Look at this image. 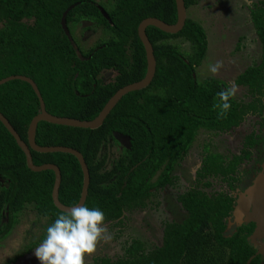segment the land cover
Returning <instances> with one entry per match:
<instances>
[{
    "label": "trees",
    "instance_id": "16d2710c",
    "mask_svg": "<svg viewBox=\"0 0 264 264\" xmlns=\"http://www.w3.org/2000/svg\"><path fill=\"white\" fill-rule=\"evenodd\" d=\"M198 1L185 3L189 8ZM72 4L75 6L66 14L73 35L70 38L61 20ZM251 12L262 43V59L240 73L235 84L247 86L253 95L264 96V2L260 6L255 3ZM150 16L175 23L176 0H0V79L10 75L31 77L50 113L92 120L118 89L145 77L147 57L138 26ZM86 21L101 26L108 35L88 51L74 36L75 29ZM147 34L157 59L156 74L147 87L124 95L97 128L41 120L36 130V141L41 146L65 145L82 152L91 177L84 205L101 209L105 222L117 223L124 211L147 207L154 191L172 184L180 160L200 129L229 130L256 109L257 101L246 104L233 98L226 117L218 118L219 110H214L213 105L219 102L217 93L229 85L220 78L200 81L197 76L196 68L208 52L206 29L199 21L188 16L184 28L177 33L151 25ZM172 38L187 40L190 50L183 51L169 43ZM110 69L117 71L116 76L103 82L100 75ZM0 111L27 141L29 124L41 111L31 83L16 78L1 84ZM115 135L118 140L125 137L124 150L108 169L107 155L100 157V152L109 139L116 140ZM254 142L248 137L247 145ZM32 155L37 165L55 163L60 167L59 198L68 206L76 205L84 183L79 159L61 151L32 150ZM248 156V152L234 156L225 164L222 155L209 153L198 175L213 173L228 178ZM0 176L8 183L0 192V217L5 206L11 219L27 205L53 221L64 212L52 198L54 170H31L24 150L1 120ZM179 200L187 217L180 223L165 224L161 245L146 253L143 242L135 240L127 250L128 257L117 261L103 258L96 264L248 263L256 249L249 244L244 227L232 236L224 235V218L233 204L230 196L220 192L210 197L191 189ZM3 232L0 227V237ZM249 264H261V257L255 256Z\"/></svg>",
    "mask_w": 264,
    "mask_h": 264
},
{
    "label": "rangeland",
    "instance_id": "374dc122",
    "mask_svg": "<svg viewBox=\"0 0 264 264\" xmlns=\"http://www.w3.org/2000/svg\"><path fill=\"white\" fill-rule=\"evenodd\" d=\"M98 1L107 3V0ZM252 2H257V0H252ZM247 4L246 0H199L198 3L188 8V16L199 21L205 27L208 36L207 55L203 63L196 68L200 81L216 77L226 81L229 85V81L235 82L237 76L244 69L260 63L262 43L259 41L250 19ZM74 36L85 51L96 46L102 39L108 38L102 27H97L92 22H84L83 26H78L74 31ZM168 41L180 46L183 51L190 50L189 42L183 38H172ZM218 60L223 61L224 67L214 75L209 71V65ZM116 74L117 72H112L105 82L113 80ZM234 98L241 103H249L253 100L254 95L248 87L238 86ZM262 100L264 102V96ZM244 119L239 126L225 131L200 129L188 153L180 160L175 172L176 178L172 184L154 191L156 193L148 200L147 207L130 210L126 215L128 220L124 226L112 227L109 221L105 222L111 240L100 242L97 247L98 253L104 251L116 258L119 255L125 258L129 256L126 248L137 239L144 242L145 252H150L162 243L163 231L167 222L180 223L187 217L188 213L182 210L178 198L191 189L203 191L210 197H214L220 192L233 196L238 205L233 211V218L230 222L231 229L232 226L235 227L242 222L255 220L257 229L250 242L256 247L264 246V201L260 199L261 203H259L257 195L260 191L258 192L255 188L259 186L261 190L259 184L264 179V172L257 170V168L264 169V143L261 147L252 148L253 158L251 161L239 164L236 169L237 173L233 174L234 179L236 180L237 177L238 181L232 187L222 175H198L205 157L209 153L222 155L223 162L227 164L235 155L242 153L245 136L250 134L257 138L261 137V140L264 139V112L259 116L251 115ZM115 136L114 138L118 140L117 135ZM116 140L109 139L100 152V157L107 155L108 169L112 168L124 150V140H118L119 142ZM259 207H261L260 210H258ZM34 209L33 205H27L21 212L19 239L15 237V234L8 233L3 238L4 240L0 241V264L17 261L18 255L25 254L26 243L39 237L42 231L41 227L36 229V233L33 229L34 235L29 237L31 239H27L29 230H32L31 223L37 220ZM226 221L230 227V220ZM43 223L48 224V221H42ZM26 258H28L26 260L31 261V258L34 260V253ZM26 260L20 261L19 264H28ZM89 262H93L92 256L86 257V263Z\"/></svg>",
    "mask_w": 264,
    "mask_h": 264
},
{
    "label": "water",
    "instance_id": "95a60500",
    "mask_svg": "<svg viewBox=\"0 0 264 264\" xmlns=\"http://www.w3.org/2000/svg\"><path fill=\"white\" fill-rule=\"evenodd\" d=\"M176 5H177V11H178V19L175 23H168L165 20L160 19L155 16L146 17L140 22L138 26V34L146 50V57H147L146 75L141 80L133 82V83H129L121 87L120 89H118L117 92L106 103V105L104 106L102 111L99 113V115L92 120H82V119L66 117V116H58V115L50 113L46 108L45 100L42 96V93L37 83L31 77H28L25 75H10L8 77H4L0 79V85L9 80L16 79V78L26 80L31 83V85L33 86L34 90L36 91L39 97L41 111L36 116L33 117V119L31 120L29 124L28 132H27V135H28L27 141H25L21 137V135L16 130V128L13 126V124L10 122V120L1 111H0V120L4 123L7 129L15 137L20 147L24 150L26 154V158H27L28 167L31 170L37 171V172L48 170V169L54 170L55 182L53 186L52 197H53L54 204L60 210L65 212L69 208L72 207V206H68L62 203L59 198V191H60V186L62 182L61 169L55 163H45L41 165L35 164L33 160L32 150H36L40 152H56V151L69 152V153L74 154L79 159V162L83 169L84 183H83L81 198L76 205H84L86 202L88 192H89L90 180H91L89 166L82 152L76 148L65 146V145H47V146L39 145L36 141V130H37L38 123L41 120H47V121H50L56 124L71 125V126L83 127V128H97L103 124L107 116L110 114V112L113 110V108L117 105V103L122 99L124 95H126L127 93L131 91H135V90H139V89H143L147 87L152 82L156 74V69H157V59L154 53V46L147 34V27L153 25L168 33H177L181 31L184 28L186 24V20L188 18V12H187L188 8L186 6L185 0H176ZM74 6L75 4H72L71 6L67 8L61 20L62 26L65 32L70 36V38H72V36L70 34L69 28L66 23V14ZM100 8L102 12L105 14V16H108L107 11L103 7H100ZM254 257L255 256H252V258L248 261L247 264H249Z\"/></svg>",
    "mask_w": 264,
    "mask_h": 264
},
{
    "label": "clouds",
    "instance_id": "9594fccd",
    "mask_svg": "<svg viewBox=\"0 0 264 264\" xmlns=\"http://www.w3.org/2000/svg\"><path fill=\"white\" fill-rule=\"evenodd\" d=\"M251 5L252 0H246ZM224 67L223 61L209 65L212 74H218ZM238 85L229 81V86L217 93L219 102L213 105L218 109V118H225L231 109V100L236 96ZM105 213L99 208L75 205L58 215L47 227L46 236L34 255L39 264H86V257L97 251L101 241L111 240L105 224Z\"/></svg>",
    "mask_w": 264,
    "mask_h": 264
},
{
    "label": "flooded vegetation",
    "instance_id": "af4514ba",
    "mask_svg": "<svg viewBox=\"0 0 264 264\" xmlns=\"http://www.w3.org/2000/svg\"><path fill=\"white\" fill-rule=\"evenodd\" d=\"M261 2L263 3L264 2V0H257V2H251V5H249V3L247 4V7L249 8V15H250V19L252 20V24H253V26H254V22H253V19H252V12H251V9L253 8V5L255 4V3H258L259 4V6L261 5ZM87 22V21H86ZM89 23H91V22H89ZM254 28H255V26H254ZM255 31H256V28H255ZM256 34H257V37H258V39H259V41L261 42V40H260V38H259V35H258V33H257V31H256ZM262 54H263V51H262ZM262 59V58H261ZM260 63H261V61H260ZM259 63V64H260ZM254 65H258V64H254ZM250 67V66H249ZM248 68V67H247ZM246 68V69H247ZM246 69H244V71L246 70ZM243 71V72H244ZM112 72H117L116 70H114V69H110V70H105V71H103L102 72V74L100 75V79L103 81V82H105V80H106V78L108 77V75H110V74H112ZM107 82H109V81H107ZM238 86H243V85H238ZM247 87V86H246ZM255 97H256V99H255ZM262 97L263 96H259V95H254V98H253V100H251L250 102H249V104H251V103H253V102H256L255 103V105H254V108H256V109H251L250 111H249V113L246 115V117H249V116H251V115H254V116H259V115H261L262 114V112H264V102H263V100H262ZM246 104H248V103H246ZM259 114V115H258ZM245 120V119H244ZM243 120V121H244ZM240 125V124H239ZM238 125V126H239ZM234 127H236V126H234ZM233 128V127H232ZM231 128V129H232ZM202 129H205V128H202ZM248 137H252L253 138V140H255V142L252 144V145H250V144H248L247 145V140H248ZM124 139H125V137H123ZM123 138H121L120 140H124ZM244 149H243V151H242V153H239L238 154V156H244L245 155V153L246 152H248L249 153V156L248 157H244L243 158V160L239 163V164H242V163H244V162H248V161H251L252 160V158H253V151H252V148H254L255 146L256 147H261L262 146V144L264 143V139L263 140H261V137H258L257 138V136H255V135H248V136H245V138H244ZM71 147V146H70ZM235 156H237V155H235ZM239 166V165H238ZM238 166H237V168H238ZM236 168V169H237ZM257 170L258 171H262V172H264V169H261V168H257ZM236 172V170L233 172V173H231L230 174V178L228 177V178H225V176H223V178L225 179V181L232 187L233 185H234V183L236 182V181H238V178L236 177V180L234 179L235 178V176H233V174ZM237 173V172H236ZM208 174H213V173H208ZM208 174H206V175H208ZM213 175H215V174H213ZM219 175V174H218ZM232 175V176H231ZM263 181L262 182H260V187H261V190H260V188H259V186H257V187H255V188H257V190H258V195H257V197H259V203H261V201H264V188H263V186H264V179H262ZM8 186V183H7V181L2 177V176H0V192L2 191V189L4 188V187H7ZM167 186H169V185H167ZM166 187V186H165ZM164 187V188H165ZM200 191V190H199ZM263 191V192H262ZM188 192V191H187ZM203 192V191H202ZM205 193V192H204ZM207 194V193H206ZM227 194V193H226ZM260 194H262L261 195V197H260ZM228 196H230L231 197V199H232V202H233V204H232V208H231V210H230V212H229V214L224 218V223H225V230H224V235H226V236H232V235H234V233H236L237 231H239V230H241V228H243L244 229V231L243 232H245V233H247V240H248V242H249V244L253 247V248H255L256 249V252H255V254L253 255V256H257V255H259L260 257H261V264H263L264 263V255H263V252H264V246L262 245V246H260V247H256L252 242H250V239H251V237H252V235L255 233V231H256V229H257V224H256V221L255 220H251V221H246V222H242V223H240L239 225H235V227L234 226H232V229H231V225H230V222H231V219L233 218V211L236 209V206L238 205V202H235V200H234V198H233V196H231L230 194H227ZM209 196V195H208ZM180 197V196H179ZM53 198V197H52ZM260 199H261V201H260ZM178 202L180 203V205H181V207H182V210L184 211V212H186L187 213V210L186 209H184V207H183V205H182V203H181V201L179 200V198H178ZM66 205V204H65ZM57 207V206H56ZM35 208V207H34ZM58 208V207H57ZM59 209V208H58ZM261 209V207H259L258 208V210H260ZM24 210V209H23ZM23 210L21 211V212H23ZM35 211H36V214H37V220H35V221H33L32 223H31V226H32V230L30 231L29 230V235H28V238L27 239H31V238H29L30 236H32V235H34V232H33V229H34V231H35V233H36V229L38 230V229H40V227L42 228V231L40 232V234H39V239L37 238L36 240L35 239H31V241L30 242H28V243H26V247H25V249H26V251H25V254L24 255H18V259H17V261H11V262H8L7 264H19V262L20 261H25L26 259H28V258H26L28 255H31V254H33L34 253V249L36 248V247H38L39 245H40V243L42 242H39V243H37L40 239H41V237H43L45 234H46V230H47V227L50 225V224H52L54 221L52 220V219H50L51 217L49 216V217H46V216H44L43 214H41L38 210H36V209H34ZM62 211V210H61ZM21 212H19L18 214H17V216L15 217V219L13 218V219H11V217H10V215H9V211H8V207L7 206H5V208H3L2 209V216L0 217V227L3 229V235L0 237V241L1 240H4L3 238L8 234V233H10V234H15V237L17 238L18 236H19V229H20V224H21V222H22V218H20V216H21ZM129 212V210H127V211H124V213H123V215L121 216V218L119 219V221L117 222V223H113V222H110L111 224H110V226H112V227H116V226H124L125 224H126V221L128 220V217L126 216L127 215V213ZM31 214H32V212H31ZM39 219H40V221H39ZM230 220L229 221V225H230V227L228 226V223H227V221L226 220ZM45 220H47L48 221V224H46V223H43L42 224V221H45ZM52 220V221H51ZM252 225H255L253 228H252ZM242 229V230H243ZM249 230H251V232L250 233H248L249 232ZM227 232H228V234H227ZM22 233H23V231H22ZM17 239H19V237L17 238ZM138 241H140V242H142V240H139V239H137ZM135 241V240H134ZM134 241H132L131 242V244L134 242ZM162 241H163V238H162ZM102 242V241H101ZM130 244V245H131ZM162 244V243H161ZM160 244V245H161ZM29 245V246H28ZM143 245H144V242H143ZM144 248V251H145V246H143ZM129 248V247H128ZM128 248H126V252L128 253V255H129V252L127 251L128 250ZM99 252V250L97 249V251H96V253H94L93 255H91L92 256V260H93V262H89V263H86V264H96V262L97 261H101V259H110V260H112V261H117L119 258H122L120 255H119V257H114V256H112V255H109L108 253L106 254L104 251H102L101 253H98ZM142 252V251H141ZM140 252V253H141ZM110 253V252H109ZM147 253V252H146ZM32 257V256H31ZM126 257H128V256H126ZM125 257V258H126ZM90 258V257H89ZM252 258V257H251ZM250 258V259H251ZM249 259V260H250ZM27 261V263L28 264H39V261L37 260V258L35 257V255H34V260H33V258H31V261L30 260H26ZM1 263V262H0ZM23 263V262H22Z\"/></svg>",
    "mask_w": 264,
    "mask_h": 264
}]
</instances>
